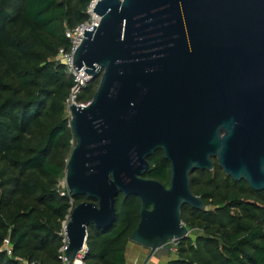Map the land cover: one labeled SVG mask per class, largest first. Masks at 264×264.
Listing matches in <instances>:
<instances>
[{"label":"water","instance_id":"obj_1","mask_svg":"<svg viewBox=\"0 0 264 264\" xmlns=\"http://www.w3.org/2000/svg\"><path fill=\"white\" fill-rule=\"evenodd\" d=\"M92 13L98 24L84 31L73 69L100 79L88 104L69 108L65 184L95 202L71 209L64 258L82 263L88 226H109L122 195L140 200L129 243L148 250L147 264L188 238L183 206L204 209L194 172L216 161L264 191V0H99ZM158 150L168 188L143 178Z\"/></svg>","mask_w":264,"mask_h":264},{"label":"trees","instance_id":"obj_2","mask_svg":"<svg viewBox=\"0 0 264 264\" xmlns=\"http://www.w3.org/2000/svg\"><path fill=\"white\" fill-rule=\"evenodd\" d=\"M87 5L88 0H0V264H63L62 224L77 204L95 202L56 188L75 140L64 112L72 80L55 57L68 47L65 26L87 21ZM94 82L77 103L90 102ZM147 163L144 178L168 187L170 168L162 151ZM189 182L204 209L183 206L181 222L198 234L178 241L177 258L166 264H264V191L232 181L216 161L211 172L196 171ZM139 211V198L119 195L114 221L88 226L82 264H125ZM5 238L11 256L2 250Z\"/></svg>","mask_w":264,"mask_h":264},{"label":"built area","instance_id":"obj_3","mask_svg":"<svg viewBox=\"0 0 264 264\" xmlns=\"http://www.w3.org/2000/svg\"><path fill=\"white\" fill-rule=\"evenodd\" d=\"M98 1L99 0H88V5L86 8V14L88 16L87 21H85L84 23L78 24L73 28H69L65 26L64 36L68 40V47L66 49L60 48L57 51V54L55 57V61L59 62L64 67L65 73L72 80V87L69 91L68 97L64 101V112H65V116L69 119V124H70V111H69L70 106L76 105V106L83 107L86 104H88V103H84V104L77 103L76 101L77 96L89 84L90 77L86 73H84V68L79 70L78 73L75 72V70L73 69V57H74L75 51L77 50V48L79 47V45L81 44L83 40L84 31L91 30L94 26L98 24V21H99L98 17L92 13ZM64 226H65V222L62 224V228H63L62 233L64 236V242L66 244ZM172 241H175V240H172ZM64 248L61 250V252L63 253V257L61 258H62L63 264H66V260L64 258ZM2 250L7 254V256H11V243L8 238H5L3 240ZM85 252H86V247L81 253L82 258ZM22 264H42V263L39 261H30V262L23 261Z\"/></svg>","mask_w":264,"mask_h":264},{"label":"rangeland","instance_id":"obj_4","mask_svg":"<svg viewBox=\"0 0 264 264\" xmlns=\"http://www.w3.org/2000/svg\"><path fill=\"white\" fill-rule=\"evenodd\" d=\"M99 79L100 78H97L94 80L96 82V84L93 87L92 91H94V90L96 91L98 83H99ZM56 188L59 189L60 191L67 190L66 184H65V174L58 179ZM207 209H210V208H207ZM185 227L187 228L189 239L191 241H193V239L198 234V232L187 227V226H185ZM178 243H179L178 241L177 242L172 241V240L169 241L168 244L166 245L167 249L166 250H161V249L158 250L153 255V257L148 261L147 264H152V262L154 264H166L169 260L177 258V250L179 247ZM147 255H148L147 249L130 243V245L129 244L127 245L126 252H125V257H126V263L125 264H142ZM135 259H138V261Z\"/></svg>","mask_w":264,"mask_h":264},{"label":"flooded vegetation","instance_id":"obj_5","mask_svg":"<svg viewBox=\"0 0 264 264\" xmlns=\"http://www.w3.org/2000/svg\"><path fill=\"white\" fill-rule=\"evenodd\" d=\"M166 161V160H165ZM168 163V162H167ZM169 164V163H168ZM149 167V166H148ZM169 168H170V166H169ZM147 171V170H146ZM146 173V172H145ZM145 175V174H144ZM143 178H144V176H143ZM169 178H170V175H169ZM145 179V178H144ZM147 180H149V179H147ZM154 181V180H153ZM156 181V180H155ZM158 182V181H157ZM162 184V183H161ZM168 187H169V185H168ZM168 187H166L165 186V188H168ZM149 209H150V207H149Z\"/></svg>","mask_w":264,"mask_h":264},{"label":"bare ground","instance_id":"obj_6","mask_svg":"<svg viewBox=\"0 0 264 264\" xmlns=\"http://www.w3.org/2000/svg\"><path fill=\"white\" fill-rule=\"evenodd\" d=\"M77 260H78V261H77ZM77 260L75 261V263H76V264H81V263H80V258H78Z\"/></svg>","mask_w":264,"mask_h":264},{"label":"crops","instance_id":"obj_7","mask_svg":"<svg viewBox=\"0 0 264 264\" xmlns=\"http://www.w3.org/2000/svg\"><path fill=\"white\" fill-rule=\"evenodd\" d=\"M128 244L130 245V243H128ZM128 244H127V245H128ZM125 259H126V257H125ZM135 260H137V261H138V259H135ZM152 264H154V263L152 262Z\"/></svg>","mask_w":264,"mask_h":264}]
</instances>
